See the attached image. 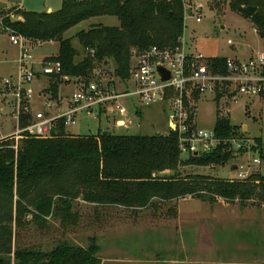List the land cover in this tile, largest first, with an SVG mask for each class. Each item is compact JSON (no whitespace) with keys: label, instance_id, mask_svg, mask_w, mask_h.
Masks as SVG:
<instances>
[{"label":"trees","instance_id":"1","mask_svg":"<svg viewBox=\"0 0 264 264\" xmlns=\"http://www.w3.org/2000/svg\"><path fill=\"white\" fill-rule=\"evenodd\" d=\"M229 7L251 21L264 43V0H232ZM247 7L255 8L252 16L245 12ZM184 12V0H62L60 10L50 14L1 10L0 32L9 28L32 41L57 43L58 53L49 60L60 62L63 75L88 86L90 73L99 64L110 62L112 71L115 64L117 72L113 75L125 81L130 74L132 50L174 47L183 35ZM10 14L22 21H12ZM99 17L115 18L119 25L90 26L74 38L66 36L81 23ZM73 39L83 52L80 61ZM225 60L207 59L212 74H226ZM47 79L44 95L56 102L63 83L60 77ZM222 96L218 94L216 101ZM186 98L189 103L196 102L198 93L189 86ZM25 124L24 117L22 127ZM66 129L59 121L49 137L26 136L19 139L17 149L13 138L0 141V197L6 196L11 204L10 216L0 222L11 223L13 212L17 222L25 213L36 219L52 212L69 214L78 199L96 207L125 210H145L187 197L209 203L264 204V177L259 173L243 180L184 174V168H215L230 163L235 157L227 143L221 142L210 153L182 159L174 134L118 136L105 129L96 135L80 136L70 135ZM214 133L221 141L243 139L219 110ZM254 142L261 149L260 139ZM0 230V264H101L99 248L93 242L87 248L63 243L48 253H12L11 229L0 223Z\"/></svg>","mask_w":264,"mask_h":264},{"label":"rangeland","instance_id":"2","mask_svg":"<svg viewBox=\"0 0 264 264\" xmlns=\"http://www.w3.org/2000/svg\"><path fill=\"white\" fill-rule=\"evenodd\" d=\"M21 1H25L26 6H33L38 10L36 12H45L42 0H11L12 3ZM231 1L184 0L185 8L196 4L203 7L199 15L200 23H196L192 15L184 19L183 33L190 52L199 53L206 59L248 61L264 57V43L253 24L230 10ZM60 5L57 3L52 9L57 11ZM97 25L117 27L119 23L111 17L93 18L76 26L66 36L74 38L78 31ZM50 45L45 44L34 51L35 57L40 59L56 55L58 44L53 42ZM72 45L79 51L77 61H80L83 52L76 39L72 40ZM17 59L18 51L9 43L4 28L0 34V79L16 73ZM97 73L113 78L111 63L97 65L90 73L88 83L97 79ZM48 85V79L40 77L34 81L33 89L37 92ZM75 90L73 84L63 85L59 98L66 101ZM47 100H51L50 96H34L32 109L45 111ZM124 104L133 121V125L127 128H114L106 118L95 119L81 114L76 124L67 127L66 132L80 136L96 135L100 129L111 130L118 136L168 133L166 115L159 106L140 107L141 117L137 118L132 105L128 102ZM218 107L220 115L227 117L230 124L238 128L241 137L249 141L251 151L242 153L224 166L184 168V174L239 180V171H231V167L244 163L243 171L248 177L253 173L264 177V100L242 98L235 103L222 100L217 105L213 96L202 97L197 103L198 130L214 129ZM15 130V122L4 114L0 119V137L3 136L0 141L8 139V135ZM254 139H260L261 149ZM14 144L17 149L18 141ZM181 158L186 157L181 155ZM257 158L260 164H251L252 159ZM10 206L9 198L1 196L0 220L10 216ZM14 215L15 212L11 223L5 225L4 221L0 222L6 229H11L12 253L22 250L48 253L63 243L87 248L93 242L99 248L97 256L101 264H264V208L255 202L242 205L217 200L216 203H209L187 197L145 210H125L96 207L78 199L73 202L69 214L52 212L43 219H36L32 214L25 213L18 222Z\"/></svg>","mask_w":264,"mask_h":264},{"label":"built area","instance_id":"3","mask_svg":"<svg viewBox=\"0 0 264 264\" xmlns=\"http://www.w3.org/2000/svg\"><path fill=\"white\" fill-rule=\"evenodd\" d=\"M202 9L200 4L185 8L184 19L192 15L195 22L200 23ZM5 31L9 43L18 51V59L16 73L0 79V119L5 114L15 122L16 130L8 135L15 142L26 136L49 137L59 121H63L66 127L74 126L81 114L95 119L106 118L115 128H127L133 125L131 114L124 104L128 102L137 118L141 117L140 107L159 106L166 115V135H176L180 154L185 157L210 153L221 142L230 145L234 157L251 151L246 139L221 141L215 136L214 129L198 130L197 103L207 95L213 96L217 105L222 100L235 103L242 98H264L263 56L248 61L226 59V74L214 75L206 58L190 52L183 33L174 47L152 46L139 52L132 50L127 80L123 81L113 73V78L97 73V79L85 86L80 79L63 75L60 62L35 57L34 50L53 42L32 41L9 28ZM89 52L92 54V51ZM158 68L168 73L167 80H162ZM40 77H60L63 85H75L76 90L66 100L64 112L54 113V109L62 103L60 98L56 102L47 100L43 112L32 109L33 97L45 96L44 91L48 88L34 91L33 83ZM189 86L198 93L196 102L187 101ZM218 94L223 95L219 102L216 101ZM24 117L26 124L22 127ZM251 164L259 165L260 160L252 159ZM244 165L240 163L236 166L239 180L248 178L243 171Z\"/></svg>","mask_w":264,"mask_h":264},{"label":"crops","instance_id":"4","mask_svg":"<svg viewBox=\"0 0 264 264\" xmlns=\"http://www.w3.org/2000/svg\"><path fill=\"white\" fill-rule=\"evenodd\" d=\"M43 1V4H42V6L44 7V11L45 12H41V13H47V14H50V13H53V12H56V11H54L53 9H52V7H54L57 3H61V5H62V0H49V3H47L48 1L47 0H42ZM0 4L1 5H5V7L4 8H2V9H0V11L1 10H9V9H18V10H22V11H25V12H32V13H37V14H41V13H39V12H36V11H38V10H35L34 8H32L31 6H29L28 4V6H26V4H25V1H21V2H18V3H12L11 2V0H0ZM61 5H60V8H61ZM25 7H27V8H25ZM30 7V8H29ZM60 8L58 9V10H60ZM57 10V11H58ZM1 18V17H0ZM10 19L12 20V21H22V19H21V17H19V16H15V15H13V14H10ZM0 22H1V19H0ZM0 26H1V23H0ZM0 34H2V32H0ZM53 44V43H52ZM49 46H51L50 44H49ZM48 46V47H49ZM42 47V46H41ZM40 47V48H41ZM39 48V49H40ZM45 48H47V47H45ZM36 50H38V49H36ZM36 50H34V51H36ZM57 55V54H56ZM56 55H50V56H45V57H42V58H40V59H38V60H41V59H45V58H51V57H56ZM238 61V60H237ZM12 75V74H11ZM259 100H264V98H259ZM67 107V105H66V101H65V103H64V101H62V103H61V105H58L55 109H54V113H58V112H64L65 111V108ZM104 125H106L105 123H104ZM104 127V126H103ZM101 128V127H100ZM104 128H106V127H104ZM244 129V128H243ZM100 130H103V129H100ZM105 130V129H104ZM3 137V136H2ZM2 137H0V139L2 138ZM262 206V208H264V204L263 205H261Z\"/></svg>","mask_w":264,"mask_h":264},{"label":"water","instance_id":"5","mask_svg":"<svg viewBox=\"0 0 264 264\" xmlns=\"http://www.w3.org/2000/svg\"><path fill=\"white\" fill-rule=\"evenodd\" d=\"M4 7H5V5H1L0 4V9H2ZM245 12L247 13V15L252 16L254 14V12H255V8H253V7H247L245 9ZM187 14H189V12ZM113 71H114V73L117 72V67H116L115 64H114V70ZM158 72L161 75L162 80H167L168 79V77H169L168 76V73L165 72L162 68H158ZM244 130H245V128H244ZM103 134L104 135H110V133H108V132H103ZM236 169H237L236 166L231 167V171H236Z\"/></svg>","mask_w":264,"mask_h":264}]
</instances>
